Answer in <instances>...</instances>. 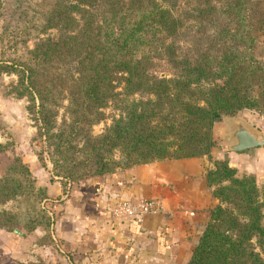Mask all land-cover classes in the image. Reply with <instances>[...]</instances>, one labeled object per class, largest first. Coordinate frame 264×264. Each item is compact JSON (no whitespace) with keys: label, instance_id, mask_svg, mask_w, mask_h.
Segmentation results:
<instances>
[{"label":"trees","instance_id":"obj_1","mask_svg":"<svg viewBox=\"0 0 264 264\" xmlns=\"http://www.w3.org/2000/svg\"><path fill=\"white\" fill-rule=\"evenodd\" d=\"M185 1V16L215 26L216 45L194 61L178 58L166 41L180 26L178 0H54L38 29L57 35L39 38L24 59H0V71L16 73L15 93L36 113L55 175L75 182L118 166L209 155L216 121L242 108L264 111V64L254 56L264 32L261 0ZM161 56L178 67L174 77L151 71ZM111 101L117 115L94 134ZM30 175L19 157L10 160L0 202L30 192ZM206 180L218 202L186 264H264V186L254 175L238 176L226 155L213 160ZM39 206L25 225L0 209V227H49Z\"/></svg>","mask_w":264,"mask_h":264},{"label":"crops","instance_id":"obj_2","mask_svg":"<svg viewBox=\"0 0 264 264\" xmlns=\"http://www.w3.org/2000/svg\"><path fill=\"white\" fill-rule=\"evenodd\" d=\"M16 150L0 152V175ZM211 154L226 155L239 174L251 172L264 182V145L214 147ZM24 161L46 186L53 221L50 229L31 232L0 227V264H186L217 202L206 180L213 167L206 155L158 159L76 184L50 180L29 154ZM117 197H157L162 209L142 220L112 221L106 203Z\"/></svg>","mask_w":264,"mask_h":264},{"label":"rangeland","instance_id":"obj_3","mask_svg":"<svg viewBox=\"0 0 264 264\" xmlns=\"http://www.w3.org/2000/svg\"><path fill=\"white\" fill-rule=\"evenodd\" d=\"M53 1L54 0H0V59H6L8 63L16 59H24L27 50L31 48L39 38H44L46 36L55 37L57 35V29L55 28H50L42 32L38 29L43 11H45ZM177 3L175 13L180 16V26L175 34L167 37L166 41H171L173 43L178 58L186 57L191 61H194L199 55V52L216 45L217 42L215 41L214 33L215 26L207 23L200 24L192 18L185 16L183 12L190 8V4L185 0H178ZM261 3L264 5V0H261ZM254 56L264 64V32H262L258 38V44L254 50ZM153 61L154 64L151 71L154 74L165 77H174L177 74L178 67L175 63L169 61L166 56L156 57ZM16 83V73L0 71V136H2L0 142L5 146L4 150H10L11 152L12 149H17L16 151L18 152L12 153L10 160L14 157H19L22 162L25 163L30 171V177L34 186L30 192H23L4 202H0V209L13 215L19 224L25 225L24 223L27 220V214L33 211V209H37L40 205L39 207H42L47 211L52 223L53 211L49 206L50 200L46 199L48 196L46 186L37 182V179L30 170L27 162L24 161V156L27 154L33 156V159H35L34 162L39 163L41 169L45 171L50 180L59 178L65 184H76L82 181L87 182L93 181L94 179H101L104 176L115 174L116 172L131 166H118L111 172L97 176L94 174L85 175L79 181L75 182L55 175L53 173L52 163L48 156V148L45 138L40 133L38 127L39 124L36 119V113L34 110L30 109L31 104L26 96L16 95ZM118 90H120V87H118ZM135 96L142 97L139 94H135ZM66 102V99L63 100V104ZM60 111H63V107L60 108ZM103 111L105 117L92 125V131L94 134L102 132L104 128L111 123L112 118L117 115L118 109L111 101L103 108ZM230 117L241 119L256 131L264 133V111L242 108L235 114L227 115L213 124L212 133L215 139V145L212 148L215 147L216 150H231L229 145L233 140L229 136L232 129L229 123ZM206 156L212 161V163L216 158L213 157L211 151L210 154ZM236 174L238 176H242L243 174L254 175L258 187L262 189L264 186V182L258 183L254 173L243 172L242 174H239L236 171ZM44 192L45 197H43ZM118 199H121V197H117L115 200ZM115 200L112 202H115ZM217 202L211 203L209 209ZM110 203L111 202H107L106 204ZM51 223L49 227L39 225L36 228L50 229ZM19 224L17 226L22 227V225Z\"/></svg>","mask_w":264,"mask_h":264},{"label":"built area","instance_id":"obj_4","mask_svg":"<svg viewBox=\"0 0 264 264\" xmlns=\"http://www.w3.org/2000/svg\"><path fill=\"white\" fill-rule=\"evenodd\" d=\"M109 219L121 221L125 219L142 220L147 214L159 212L162 202L156 197L121 198L106 206Z\"/></svg>","mask_w":264,"mask_h":264},{"label":"water","instance_id":"obj_5","mask_svg":"<svg viewBox=\"0 0 264 264\" xmlns=\"http://www.w3.org/2000/svg\"><path fill=\"white\" fill-rule=\"evenodd\" d=\"M229 123L232 127L229 136L233 140L229 145L231 150L239 151L264 145V133L256 131L241 119L230 117Z\"/></svg>","mask_w":264,"mask_h":264}]
</instances>
